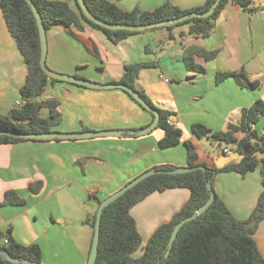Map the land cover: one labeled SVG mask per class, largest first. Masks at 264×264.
<instances>
[{
    "label": "crops",
    "instance_id": "obj_1",
    "mask_svg": "<svg viewBox=\"0 0 264 264\" xmlns=\"http://www.w3.org/2000/svg\"><path fill=\"white\" fill-rule=\"evenodd\" d=\"M65 1L77 11L76 0ZM124 11L136 7L153 11L165 3L182 9H194L206 0H110ZM77 38L63 26L47 31L49 69L101 84L117 83L125 67L148 63L136 79L135 86L145 92L156 107L175 113L173 126L182 129L179 145L160 149L164 132L145 136L98 137L82 140L0 142V232L23 246L39 245L43 264H87L93 241V228L86 222L98 203L120 190L139 175L161 165L187 167L185 142L197 150L198 162L210 168H223L237 163L241 156L233 148L224 155L238 154L237 159L209 155L191 131L201 124L214 132H226L229 126L240 127L244 111L258 100L264 101V5L253 0L251 11L227 4L212 35L197 38L188 25L171 30L159 28L132 35L119 44L111 42L101 31L85 25L76 31ZM202 48L216 51L211 62L195 57L205 71L188 70L185 51ZM243 69L257 89L240 86L234 78L216 83L217 73ZM27 67L3 16L0 0V113L19 108L23 100L20 89L26 81ZM168 80V82L166 81ZM56 99L60 103L62 123L54 131H111L147 128L152 116L123 90H94L69 83H49L38 101ZM49 115L48 109L41 112ZM264 117V116H263ZM263 117L256 123L260 132ZM246 133L235 134L238 139ZM252 176V177H250ZM42 183L39 193L30 186ZM260 171L241 176L220 173L215 191L239 220L250 217L263 192ZM15 192L25 205H5V195ZM188 189H171L154 193L137 204L131 214L143 238V248L157 228L169 222L190 199ZM264 257V220L253 235Z\"/></svg>",
    "mask_w": 264,
    "mask_h": 264
},
{
    "label": "trees",
    "instance_id": "obj_2",
    "mask_svg": "<svg viewBox=\"0 0 264 264\" xmlns=\"http://www.w3.org/2000/svg\"><path fill=\"white\" fill-rule=\"evenodd\" d=\"M215 1L206 0L203 6L188 10H182L171 3H165L153 11H141L137 7L132 11H124L110 0H85V3L94 16L108 23L145 25L177 19L191 13L204 14ZM33 2L42 16L46 32L51 27L60 25L67 28L72 37L77 38L73 29H76L77 32L82 31L84 26L88 25L94 30L101 31L114 44H119L128 37L141 33L115 32L100 27L84 16L78 4L76 11L65 1L33 0ZM230 2L242 10L251 11L253 0H221L211 17L207 19L193 18L175 26L166 27V29L171 30L177 26L188 25L190 35L197 38H208L214 32L217 20ZM1 8L6 26L25 60L27 76L25 84L20 89L22 105L12 109L8 114L0 113V131L16 135H0V142L15 144L24 141H36L25 139L20 135L51 132L62 123L61 106L58 100L38 101L45 93L49 83L54 84L61 81L50 79L41 69L38 26L26 0H1ZM195 57L203 58L208 63L217 57V52L202 48H189L185 51L184 63L186 68L204 72V67L195 62ZM148 66H150L148 63L127 65L124 77L117 83L132 87L151 107L158 110L160 121L157 129L164 132V136L159 140L158 145L160 149H169L181 143L183 131L168 123V119H172L175 113L156 107L145 92L136 89L135 82L139 72ZM228 78H234L240 86L245 88L257 89L260 86L258 81H250L243 69L237 72L217 73L216 83H221ZM125 93L135 101L127 92ZM135 102L141 106L137 101ZM43 109L49 110L47 117L41 115ZM150 115L153 122L154 116L151 113ZM263 116L264 101L258 100L250 109L244 111V118L240 127L230 125L226 132H214L204 125L194 124L191 131L197 139L208 138L214 142H219V144L224 143L227 145L224 149L232 146L239 153L241 159L237 163H231L223 168H210L206 163L198 162L199 156L195 145L191 141H186L187 167L203 166L205 171L198 169L186 174L171 175L168 172L177 169V167L172 165L158 166L154 169L164 173L148 177L110 204L102 214L96 264H158L159 261L161 264H264V257L253 237L258 225L264 220V190L258 199L256 208L246 220L237 219L215 191V181L220 173L233 172L246 176L256 170L260 171L264 188V134H259L256 131L248 132L251 123H258ZM239 131L246 133L241 139L235 136ZM259 155L263 157L259 158ZM208 182L212 184L215 191L213 203L197 219L183 225L169 257L165 258L175 226L192 216L210 198V192L207 188ZM42 187V183H37L31 185L30 190L37 194ZM171 189H188L191 193L190 199L169 222L163 223L157 228L143 248L142 256L135 257V253L143 245V238L131 210L152 194L164 193ZM101 202L98 203V207ZM25 203V200L21 199L15 192H8L2 205L22 206ZM97 209L86 220L93 228V236ZM7 236V234L0 232V249L14 258L29 259L43 264L42 251L39 245L23 246L13 239H9L8 245H4L3 240ZM0 264L13 263L0 257Z\"/></svg>",
    "mask_w": 264,
    "mask_h": 264
},
{
    "label": "water",
    "instance_id": "obj_3",
    "mask_svg": "<svg viewBox=\"0 0 264 264\" xmlns=\"http://www.w3.org/2000/svg\"><path fill=\"white\" fill-rule=\"evenodd\" d=\"M78 6L80 7L82 13L84 16L90 20L91 22L99 25L100 27H103L105 29L111 30V31H130V32H146L154 29L159 28H166L175 26L179 23H182L184 21H188L193 18H202L207 19L211 17L219 5L221 0H216L215 3L212 5V7L204 14L200 13H191L188 15H185L183 17L172 19L168 21L158 22V23H152V24H145V25H130V24H111L106 21H103L96 16H94L89 8L87 7L85 0H76ZM28 5L30 6L37 22L38 31H39V39H40V48H41V55H40V66L44 74L49 77L50 79L58 80L61 82H66L78 86H82L88 89H94V90H112V89H121L125 92H127L135 101H137L146 111L150 112L154 116V121L147 127L141 130H131L126 133L123 130H111V131H82V132H73V133H63L58 131H51L47 133H34V134H25L20 135V137H23L25 139L30 140H36V141H52V140H82V139H91V138H98V137H123L125 134L130 136H145L149 133H151L155 128H157L159 121H160V114L158 110L151 107L147 101L139 94L138 91L133 89L132 87H129L126 84L123 83H109V84H101L96 83L93 81H89L83 78H79L76 76L71 75H65L60 74L52 71L49 69L46 63L47 59V51H48V43H47V32L45 29V25L42 19V16L40 12L37 9V6L33 2V0H26ZM0 135H16L12 133L7 132H1ZM203 170L205 171V167L200 166L197 168H188V167H181L174 169L172 171H169L168 173L171 175H179V174H186L193 172L195 170ZM164 173L160 170L151 169L149 171H146L145 173L139 175L129 183H127L125 186H123L120 190L113 193L112 195L108 196L105 200H103L98 209H97V216H96V223L94 228V236L91 246V251L89 254V258L87 261V264H96L97 257H98V249H99V241H100V230H101V220H102V214L103 211L113 202H115L117 199H119L121 196H123L126 192L134 188L136 185H138L143 180L147 179L148 177H151L153 175H158ZM208 191L210 192V198L208 201L201 206L199 209H197L194 214L181 222H179L171 235L170 241L168 243V250L166 252L165 258H168L171 252V249L173 247V244L177 238V235L180 231V229L183 227L184 224L187 222L193 221L197 219L199 216H201L207 209L211 206L215 199V191L213 190V186L210 182L207 183ZM0 257L4 260L13 263V264H40L38 262L31 261L29 259H18L10 256L6 251L0 249ZM158 264H161V261L158 262Z\"/></svg>",
    "mask_w": 264,
    "mask_h": 264
},
{
    "label": "rangeland",
    "instance_id": "obj_4",
    "mask_svg": "<svg viewBox=\"0 0 264 264\" xmlns=\"http://www.w3.org/2000/svg\"><path fill=\"white\" fill-rule=\"evenodd\" d=\"M262 119H264V117ZM263 124H264V121H263V123H261L258 126L261 127ZM155 131H160V130L156 129ZM203 145H204L206 152L211 156H217V157L222 158V159H232V158L237 159L238 158L237 153H233L231 155H224L222 153V150L227 146L224 143L219 144V142H214L211 139L205 138ZM229 148H232V146H229ZM262 157H263L262 155H259V158H262ZM250 177H252V176H250Z\"/></svg>",
    "mask_w": 264,
    "mask_h": 264
},
{
    "label": "built area",
    "instance_id": "obj_5",
    "mask_svg": "<svg viewBox=\"0 0 264 264\" xmlns=\"http://www.w3.org/2000/svg\"><path fill=\"white\" fill-rule=\"evenodd\" d=\"M259 1L264 5V0H259ZM166 81L168 82V80H166ZM168 123H169L170 125L173 124V122H172L171 119H168ZM249 131H256V132L259 133V134H264V128H263L260 132H258L257 129H256V125L253 124V123H251V125H250V130H248V132H249ZM229 152H230L229 149H224V153H229ZM9 243H10V240H9L8 237H6V238L3 240V244H4V245H8Z\"/></svg>",
    "mask_w": 264,
    "mask_h": 264
}]
</instances>
